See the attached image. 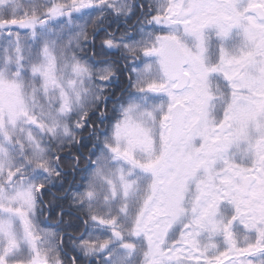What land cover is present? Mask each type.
Masks as SVG:
<instances>
[{"label": "snow or ice", "instance_id": "1", "mask_svg": "<svg viewBox=\"0 0 264 264\" xmlns=\"http://www.w3.org/2000/svg\"><path fill=\"white\" fill-rule=\"evenodd\" d=\"M0 264H264V0H0Z\"/></svg>", "mask_w": 264, "mask_h": 264}]
</instances>
